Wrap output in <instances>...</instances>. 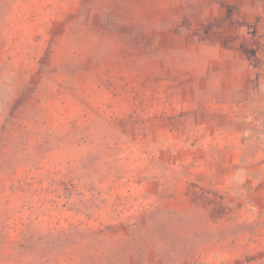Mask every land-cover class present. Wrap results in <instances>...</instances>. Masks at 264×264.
Returning a JSON list of instances; mask_svg holds the SVG:
<instances>
[{
	"label": "rangeland",
	"instance_id": "obj_1",
	"mask_svg": "<svg viewBox=\"0 0 264 264\" xmlns=\"http://www.w3.org/2000/svg\"><path fill=\"white\" fill-rule=\"evenodd\" d=\"M0 264H264V0H0Z\"/></svg>",
	"mask_w": 264,
	"mask_h": 264
}]
</instances>
